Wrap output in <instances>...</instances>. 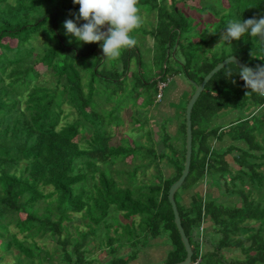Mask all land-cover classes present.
Wrapping results in <instances>:
<instances>
[{"label":"trees","instance_id":"trees-1","mask_svg":"<svg viewBox=\"0 0 264 264\" xmlns=\"http://www.w3.org/2000/svg\"><path fill=\"white\" fill-rule=\"evenodd\" d=\"M198 1L201 4L191 8L211 17L214 23L205 25H215L209 37L210 25L201 31V23L195 24L176 2L139 0L141 16L154 15L155 23L142 19L132 33L137 45L118 60L106 61L100 43L83 44L66 34L65 21L76 22L73 14L79 12L73 0H0V264L7 255L13 256L14 264L42 263L45 257L36 238L46 236L59 246L49 251L44 264H90L84 248L101 232L112 254L110 264H131L137 258L133 251L128 258L116 255L125 235L146 237V246L150 237L167 234L173 248L165 264L186 259L168 196L185 167L186 109L193 94L179 113L183 143L172 156L155 149L152 130L146 132L145 143L119 134L124 112L139 106L144 97L133 91L153 90L148 102L139 103L152 110L159 83L168 84L170 78L184 77L195 91L231 56L249 67L264 66L259 37L245 34L231 45L217 46L230 20L264 15V0ZM147 36L153 39L148 52L158 70L151 80L143 76L140 48ZM36 64L47 68L44 75ZM48 72L55 78L54 87L45 84ZM238 73L239 66L231 63L217 72L192 110L190 173L175 201L193 249L192 260H200L199 264H264V97L246 96ZM66 105L77 117L69 120ZM248 111L252 112L246 115ZM224 114L236 117L213 127ZM163 130L165 143L170 142L168 129ZM213 138L224 148L216 150ZM232 154L236 155L230 161L227 156ZM164 158L171 172L162 168ZM151 169L155 173L150 177L146 174ZM209 181L229 196L228 201L195 191ZM187 191L191 202L184 205L182 195ZM76 214H81L87 230L73 225ZM119 220L131 222L115 225ZM207 221L212 223L211 233ZM127 241L135 249L142 240ZM231 249L244 257L229 259L225 251Z\"/></svg>","mask_w":264,"mask_h":264},{"label":"rangeland","instance_id":"rangeland-1","mask_svg":"<svg viewBox=\"0 0 264 264\" xmlns=\"http://www.w3.org/2000/svg\"><path fill=\"white\" fill-rule=\"evenodd\" d=\"M173 2H176L177 7L182 8L188 16L195 19V24H197L198 22L201 23V29H202L201 31L207 29V27L210 25L209 32L207 33V37H209V35L214 33L215 25H211V24L205 25V23H208V22L214 23L212 21L211 17H209L208 15L201 16V13L194 10V8H191L194 6L196 7L198 4H201L198 0H166L167 5H171V3H173ZM142 19L145 21H148L150 24H151V22L155 23V16L154 15L146 16L144 13L142 16ZM150 24H148V25L146 24V26H145L148 30H151V28H152L150 26ZM203 25H205V26H203ZM39 39H40V42H43V40H44V38L42 36ZM152 46H153V39L151 36H147L145 38V43H143V45L140 46L141 53L143 55V59H144V63H145V67H143V70H144L143 76L146 80H151V79H153V77L157 78V75L155 76V74H157L158 70H156L155 65L152 63L153 53L148 52V49L149 48L152 49ZM131 64H132L131 70H133L135 68V65H136V60L134 59ZM35 68H37L43 75L47 70V68L42 64H36ZM43 78L45 79L46 85H48L50 87L55 86V84H56L55 78L53 76H51L50 72H48L47 75L43 76ZM174 78H176V77L170 78V80L173 81V83L168 84L167 88L165 89L164 94H167L166 91L169 87L172 88L174 86V80H173ZM181 78L185 81L184 77H181ZM182 83H184V82H182ZM134 93L135 94L143 93L144 97L140 98L138 100L139 106H137L135 108L133 106H131L126 112H124L125 123L121 127V133L122 134L120 133L119 135L126 136V137L130 136V137H132V139H135V140H138V141L145 143V142H147V136H145L146 132L149 130H152L153 131V133H152L153 141H155V144H154L155 149H157L158 152H165L166 154L171 153L170 156H172L173 149L176 146L182 147V143H183L182 140H177L178 138L181 137L179 135V133L177 135H171L169 132L168 133L170 134V138H169L170 142L165 143V141H167V138L165 139V137H164L165 132L163 129H164V127L168 128L167 125L173 119H171L170 117H163V120H162L163 122H159L158 121L159 119L158 120L154 119L156 117L154 114L151 113L152 110H147L146 108L141 107V104L144 103L145 101L148 102L151 99V96L153 95V90L149 89V87H146L143 90L139 89L137 91H133V94ZM163 97L161 98V100L159 102L162 101ZM157 100H158V98H157ZM139 103H141V104H139ZM185 104L186 103L183 102V107H185ZM65 108H66V113L70 114L69 120H72L73 118L77 117V112L75 110L71 109V107H68L67 105L65 106ZM251 112L252 111H248V113L246 115L250 114ZM263 112H264V110H263ZM255 113H257V112H255ZM240 114H242V113H240ZM229 116H231V115L224 114V115H222L223 118L218 117L217 124L213 125L214 123H212V126L213 127L222 126L223 124H220L219 122H221L223 119H228ZM179 120H180V118H179ZM179 120L176 119L177 122H180ZM233 120L234 119H231V120L227 121V123H230ZM140 125L141 126L144 125V128L142 130L139 129ZM133 129L137 130V131L133 132ZM162 139L164 140L165 145L162 142ZM263 139H264V137H263ZM170 144H171V146H169ZM213 146H215L216 150H219L220 148H224V146H222V145L216 146V144H215ZM235 153L238 154L237 152H235ZM236 154H232L231 156L229 155V156H227V158H229V160H231V157L236 155ZM167 161H168V159H165V158L162 160V168H164L166 170V172H168L169 171L168 169H170V172H171L172 169L170 168L169 163ZM119 167H121V166H119ZM153 173H155V171L153 169H151L150 171H147L146 175L151 177L153 175ZM90 185L91 184H89V186ZM211 191L214 193V198L219 197L220 200H225V201L227 200L228 201L229 196L227 194L226 195L222 194V192L218 191L215 186H213ZM226 203H227V205L229 204V202H226ZM74 217H75V219H74L73 225H75V226L78 225L80 230H87V228L85 226H83V224L81 223V214H76V215H74ZM139 219H140L139 217L136 218L137 222H139ZM126 223L130 224V222L126 221V220H119V223H118V221H116L114 224L115 225H125ZM130 227H132V226H130ZM108 230L109 229H107L106 232H108ZM12 231L15 232L16 230L12 228ZM109 231H110V234L112 233L111 235H115L114 230H112V231L109 230ZM121 233H122V231H121ZM110 234L108 233L107 235H110ZM73 236H76V235H73ZM99 236L101 238H104L106 235H105V233L103 235V233L101 232ZM18 238L20 240H24V235L19 234ZM130 239H132L133 241L142 240L141 242L138 243L137 246H134L135 249L131 248V252L133 251L132 255H134L136 257L138 256L139 251H143L145 253L143 258L141 259L140 264H165L166 258L168 256L170 250H172V248H173L171 243L169 242L167 234L161 235L158 238H151L150 237V239H149L150 241L148 240L149 243L146 246H145L146 237L143 238L142 236H139V235H127V236L125 235L124 237L122 236L121 245L128 244L127 240H130ZM36 240H37L38 244L40 245V247H42L43 254H44L45 258L50 255L49 251L52 252L56 246H59L58 244L55 243V241L50 236H46L45 238H43L41 240L39 238H36ZM79 241H80V238H79ZM151 241L153 242V244L150 243ZM27 242L32 243L31 238L27 239ZM104 242H106L105 239H104ZM116 243L119 244L118 242H116ZM89 244L90 243H88L87 246L84 248V251H85L84 254L86 255V260L90 264H110L111 263V260L113 258H111L112 254H111L110 248L107 247L106 243H104V247L106 249H109V250H107L108 254H105L103 252L104 248H102V254L96 253L95 255H93L94 251L89 253V248H90ZM117 244L114 245V248H117ZM124 249H126V248H124ZM13 250H14L13 254L18 253V249H13ZM120 251H121L120 248H118V251L116 252L117 256H123V255H119L118 252H120ZM134 251H136L137 253L135 254ZM131 252L127 253L126 256H123V257L128 258ZM62 253H63V251H62ZM225 255L229 259L230 258L242 259L244 257L243 254L241 253V251L237 250V249L227 250V251H225ZM134 256H132V257H134ZM45 258H41L42 263H40L39 260L37 261V263L44 264ZM73 259H74V257H73ZM133 259H131V260H133V261H131V263H135L136 260L140 259V257H137V259H135V258H133ZM14 263H15V261H14L13 256L7 255L2 264H14Z\"/></svg>","mask_w":264,"mask_h":264},{"label":"clouds","instance_id":"clouds-1","mask_svg":"<svg viewBox=\"0 0 264 264\" xmlns=\"http://www.w3.org/2000/svg\"><path fill=\"white\" fill-rule=\"evenodd\" d=\"M73 3L79 5L78 14H73L76 22L66 20L64 28L66 34L77 42L100 43L106 61L118 60L125 50L137 45L132 33L142 25L139 0H73ZM79 21L84 22L82 26H78ZM245 34L259 37V43L264 45V15L243 21L230 20L217 46L222 43L231 45L232 41H239ZM227 61L235 64L234 60ZM238 74L248 90L246 96L253 93L264 96V66L242 65ZM231 75L229 71L227 76Z\"/></svg>","mask_w":264,"mask_h":264},{"label":"crops","instance_id":"crops-1","mask_svg":"<svg viewBox=\"0 0 264 264\" xmlns=\"http://www.w3.org/2000/svg\"><path fill=\"white\" fill-rule=\"evenodd\" d=\"M173 80H174V86L172 88L169 87L167 89V91H166L167 94H164V97H163L161 102H159V100H157V104L152 109L151 113L155 115V117H156V118H154L155 120L159 119L158 120L159 122H163L162 121L163 117H170L171 119H173L167 125L168 126L167 129L171 135H177L179 133V122H177L176 119L179 120V115H180L179 113L181 112V109L183 108V102L186 103L188 96H190L194 93V89H193V86L190 84V82L187 81L186 79L184 81L181 78V76H177ZM182 82H184V83H182ZM169 83H173V81H170ZM238 115H240V113H238ZM235 117H236L235 115H231V116H229L228 119H223V120L221 119L222 121L219 123L220 124H227V121L234 119ZM217 122H218V118L215 119L213 125H216ZM177 140H181V138H178ZM211 143L214 145L216 144V146L223 144V143H219V144L216 143V140L214 138L211 139ZM227 159L229 160V158H227ZM213 186H215L217 188V190L220 191L218 186L215 185L214 183H211L210 181L207 183L201 184V186H199L195 191H200V192L208 194L211 197H214V193L211 191ZM190 196H191V192H189V191L185 192L182 195L181 202L184 205H189L191 202ZM129 222H131V220ZM211 224L212 223L210 221H207L206 226H207L209 233L212 232ZM114 228H116V227H114ZM104 239L106 240V236L104 238H101L100 236L92 238L90 241V244H89V246H90L89 253L94 251L93 255H95L96 253L102 254V248H104L103 252L105 254H108L107 250H109V249H106L104 247V243H105V242L103 243ZM150 243L153 244L152 241ZM123 245H124L123 248L120 249L121 251L118 253H119V255L126 256L127 253L131 252V247L129 244H123ZM124 248H126V249H124ZM144 255H145V253L143 251L139 252L137 257H140V259L136 260L135 263H131V264H140L141 259L143 258Z\"/></svg>","mask_w":264,"mask_h":264},{"label":"water","instance_id":"water-1","mask_svg":"<svg viewBox=\"0 0 264 264\" xmlns=\"http://www.w3.org/2000/svg\"><path fill=\"white\" fill-rule=\"evenodd\" d=\"M228 59L234 60L235 64L238 66L246 65L244 64L240 59H238L235 56H231L229 58H226L224 61L219 63L202 81L200 85L196 86V89L187 105L186 109V157H185V167L184 171L179 178V180L171 187L169 191V202L172 206L174 217H175V224L178 228V231L180 233V236L182 238L183 244L185 246L187 257L184 261L176 264H190L193 259V249L191 247L190 241L188 237L186 236L185 230L182 226V221L180 218V214L178 211V207L175 201V194L176 192L182 187L184 184L186 178L188 177L190 173V167H191V161H192V152H193V131H192V110L194 105L196 104L197 100L199 99L201 93L205 89L208 82L211 80V78L219 72L221 69H223L230 61H227Z\"/></svg>","mask_w":264,"mask_h":264},{"label":"built area","instance_id":"built-area-1","mask_svg":"<svg viewBox=\"0 0 264 264\" xmlns=\"http://www.w3.org/2000/svg\"><path fill=\"white\" fill-rule=\"evenodd\" d=\"M168 84H169V82H168ZM168 84L167 83H164V82H161V83H159V93H158V100L160 101L161 100V98L164 96V90L167 88V86H168ZM262 97H264V96H262ZM204 228H205V226H204V224L201 226V228H200V231H201V235H200V241L202 242L203 241V230H204ZM199 262H200V260H198V261H191V263L190 264H199Z\"/></svg>","mask_w":264,"mask_h":264}]
</instances>
